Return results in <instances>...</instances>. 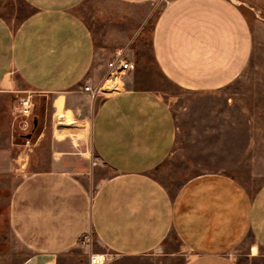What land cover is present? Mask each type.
<instances>
[{
    "label": "crops",
    "instance_id": "1",
    "mask_svg": "<svg viewBox=\"0 0 264 264\" xmlns=\"http://www.w3.org/2000/svg\"><path fill=\"white\" fill-rule=\"evenodd\" d=\"M82 1L21 0L28 11L16 23L0 11V149L3 95L22 84L40 99L51 97V106L60 99L63 116L87 123L88 143L110 170L93 191L58 167L29 172L16 184L5 216L30 251L21 264H61L79 246L87 264L92 253L107 254L104 264H239L234 252L250 238L264 250V182L250 190L226 173L206 172L171 190L152 174L176 140L174 116L160 95L123 85L85 114L90 98L83 85L104 83L108 61L117 52L125 56L130 42L112 33L130 31L106 29L96 50L75 10ZM116 1L162 2L150 28L151 56L158 72L181 88H224L248 62L251 30L234 0ZM149 14L136 18L131 33H142ZM46 128L38 129L34 146Z\"/></svg>",
    "mask_w": 264,
    "mask_h": 264
},
{
    "label": "rangeland",
    "instance_id": "2",
    "mask_svg": "<svg viewBox=\"0 0 264 264\" xmlns=\"http://www.w3.org/2000/svg\"><path fill=\"white\" fill-rule=\"evenodd\" d=\"M246 17L252 35L250 57L242 73L230 85L213 91H193L166 80L156 69L150 49V28L161 1L134 7L116 0H83L76 12L88 25L96 50L105 44L106 29L129 33H112L114 39L128 40L124 58L133 60L134 68L125 71L121 81H107L91 85L96 94H89L85 114L91 116L97 101L112 85L117 90L137 87L152 90L169 105L176 125V140L171 153L152 174L162 184L175 190L188 178L206 172L226 173L248 189L254 190L264 182V0H234ZM0 11L12 22H18L28 11L21 0H1ZM146 12L149 19L142 33H131L139 25L136 18ZM15 91L3 95L2 148L0 163V259L2 264H21L30 254L8 229L5 204L18 182L29 172L58 167L80 176L93 191L110 170L96 156L88 143L87 123L76 124L70 116L61 114V101H55L53 112L50 98L37 94L19 84ZM31 94L33 108L28 125L14 118L13 106L18 97ZM84 107V108H85ZM60 110V111H59ZM46 126V133L35 145L38 129ZM52 120V134L49 121ZM83 139H85L83 141ZM60 141V142H59ZM53 162L57 165L52 164ZM92 239V238H90ZM94 241V239H92ZM94 247V244H93ZM106 259L108 257L105 253ZM239 264H264V250L253 239H247L234 252ZM61 264H87L84 248L79 246L65 253Z\"/></svg>",
    "mask_w": 264,
    "mask_h": 264
},
{
    "label": "built area",
    "instance_id": "3",
    "mask_svg": "<svg viewBox=\"0 0 264 264\" xmlns=\"http://www.w3.org/2000/svg\"><path fill=\"white\" fill-rule=\"evenodd\" d=\"M108 67V81L115 82L116 79L121 81L122 74L134 68V63L125 59L121 53H116L115 56L107 63ZM82 90L88 94H96L97 89L89 84L83 85ZM107 91L117 90L116 85H112ZM32 95L29 93L20 95L17 103L13 106L12 114L14 118H21L23 127L28 125V118L31 116L33 108ZM84 242V239L82 240ZM106 257L104 254L92 253L89 256V264H104Z\"/></svg>",
    "mask_w": 264,
    "mask_h": 264
},
{
    "label": "water",
    "instance_id": "4",
    "mask_svg": "<svg viewBox=\"0 0 264 264\" xmlns=\"http://www.w3.org/2000/svg\"><path fill=\"white\" fill-rule=\"evenodd\" d=\"M33 124H34V125L36 124V119H35V118H33Z\"/></svg>",
    "mask_w": 264,
    "mask_h": 264
}]
</instances>
